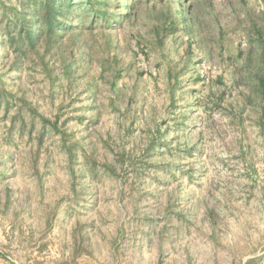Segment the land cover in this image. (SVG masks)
Listing matches in <instances>:
<instances>
[{"label":"rangeland","instance_id":"obj_1","mask_svg":"<svg viewBox=\"0 0 264 264\" xmlns=\"http://www.w3.org/2000/svg\"><path fill=\"white\" fill-rule=\"evenodd\" d=\"M43 1L0 0V264H264V0H72L50 35Z\"/></svg>","mask_w":264,"mask_h":264},{"label":"trees","instance_id":"obj_2","mask_svg":"<svg viewBox=\"0 0 264 264\" xmlns=\"http://www.w3.org/2000/svg\"><path fill=\"white\" fill-rule=\"evenodd\" d=\"M77 2L72 0H44L32 10V17L34 18L33 26L42 30L43 33L53 34L60 30V27L65 26L62 24L60 18L63 16V11H68L74 8ZM67 17V14H66ZM25 20L23 21L24 26ZM22 26V24H21ZM27 27V26H26ZM22 28V27H21ZM20 28V29H21ZM31 27H27L26 36L32 42L34 39V32ZM261 61L264 66V44L261 45ZM261 87L264 88V79L260 81Z\"/></svg>","mask_w":264,"mask_h":264}]
</instances>
